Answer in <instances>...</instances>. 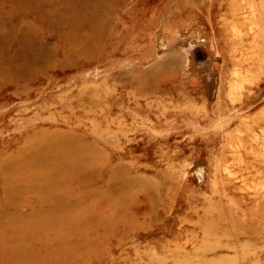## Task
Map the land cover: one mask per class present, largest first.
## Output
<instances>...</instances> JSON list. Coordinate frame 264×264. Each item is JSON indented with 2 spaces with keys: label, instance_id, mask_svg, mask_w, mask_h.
I'll list each match as a JSON object with an SVG mask.
<instances>
[{
  "label": "rangeland",
  "instance_id": "rangeland-1",
  "mask_svg": "<svg viewBox=\"0 0 264 264\" xmlns=\"http://www.w3.org/2000/svg\"><path fill=\"white\" fill-rule=\"evenodd\" d=\"M0 212V264H264V0H0Z\"/></svg>",
  "mask_w": 264,
  "mask_h": 264
},
{
  "label": "bare ground",
  "instance_id": "bare-ground-1",
  "mask_svg": "<svg viewBox=\"0 0 264 264\" xmlns=\"http://www.w3.org/2000/svg\"><path fill=\"white\" fill-rule=\"evenodd\" d=\"M63 168H64V166L62 168H60V170H62ZM1 187H2V190L5 194H10L12 190L16 189V188H14L15 186H8L6 183H2ZM57 201H58V203L60 202L59 197H58ZM37 203L40 206V208L37 210L29 211L27 214L28 216H33L36 219H41V218H44L46 216L59 217L61 214H63L62 208L58 211H45L43 209V206L47 203V200L42 198V197L38 198ZM0 213H3V212H0ZM0 216H1V214H0ZM3 229H4V226H3Z\"/></svg>",
  "mask_w": 264,
  "mask_h": 264
}]
</instances>
